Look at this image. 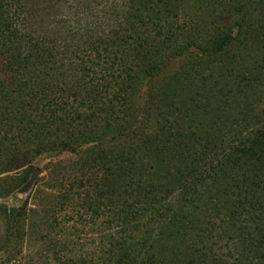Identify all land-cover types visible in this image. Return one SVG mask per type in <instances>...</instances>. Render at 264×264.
<instances>
[{
  "label": "trees",
  "instance_id": "1",
  "mask_svg": "<svg viewBox=\"0 0 264 264\" xmlns=\"http://www.w3.org/2000/svg\"><path fill=\"white\" fill-rule=\"evenodd\" d=\"M172 1L0 0V170L12 173L0 175V194L28 182L30 156L75 155L48 169L44 189L49 200L38 205L42 214L29 206V198L17 206L0 203V264H16L15 248L27 240L29 226L37 225L32 214L49 228L41 240L46 246L33 252L45 255L43 264H227L222 248L236 264H264V126L252 143H239L217 161L202 159L199 143H146L157 132L171 136L163 125L127 133L144 143H124L126 134L116 139L121 142L101 146L78 142H89L100 131L114 141L125 130L133 120L137 81L148 86L147 95L138 96L152 110L146 121L163 114L164 90L155 88L154 78L161 80L165 73L163 49L175 36L168 23ZM79 3L86 11L82 7L76 17ZM224 35L216 50L222 51L230 38ZM256 113L264 114V102ZM76 120L82 130L75 135ZM182 150L188 153L181 156ZM251 156L249 198V184L234 192L236 180H228L226 171ZM181 160L185 170L194 171L193 178L187 172L184 180L181 167L174 180ZM73 192L80 201H73ZM63 209L82 225H96L107 211L108 227L84 251L59 228L52 233ZM243 212L251 225L234 229L239 235L230 249L228 232L239 226ZM221 234H227L223 246ZM28 254L23 262L36 264Z\"/></svg>",
  "mask_w": 264,
  "mask_h": 264
},
{
  "label": "rangeland",
  "instance_id": "2",
  "mask_svg": "<svg viewBox=\"0 0 264 264\" xmlns=\"http://www.w3.org/2000/svg\"><path fill=\"white\" fill-rule=\"evenodd\" d=\"M82 7L80 3L76 6V17H80ZM171 8H174V15L168 17L170 18L168 23L173 26L171 31L175 32V36L163 49L166 71L161 80L154 78L155 88L164 90L163 114L155 118L150 116L149 119L152 120L146 121L145 116L152 113V110L145 107L143 100H139L138 96L144 98L148 93V86L145 87L137 81L133 92L134 103L133 101L131 103L132 112H130L133 120L124 125L125 130L115 135L114 141H111L112 135L101 136L100 131L94 134L93 140L84 142L85 140L81 138L78 140L79 143L101 146L102 143L121 142L116 139L119 135L123 139L125 134L124 143H144L141 138L127 133H132L133 128L137 127L151 132L155 126L163 125L168 128L172 140L168 134L157 132L158 136L153 135L146 143H199L197 149L201 148L203 152L201 158L207 160L212 158L217 161L239 143L245 145L252 143V135L264 126V114L256 113L264 102V0H173ZM83 11H86L84 7ZM79 22L85 24L83 18ZM153 33L150 32L152 35ZM223 34L230 35V38H227L222 51L216 50L223 42ZM79 121L74 122L75 128L72 134L76 135L78 130H82L78 125ZM40 140L41 138L33 140L32 143H38ZM214 148L215 151L212 152ZM187 153V150H182L181 156ZM172 156L173 164L176 155L172 154ZM69 158H75V155L69 151L30 156L28 158L32 167L30 179L13 192L1 193L0 203L17 206L29 198V206L38 214H42V209L38 205L42 206L49 200L48 191L44 189L47 171L54 163ZM184 163L185 160H181L179 173L174 180L179 177L181 167L184 180H187L184 175L187 172L190 173L188 179L194 177V171L191 173L185 170ZM193 166L192 164V168ZM2 174L12 173H2L0 170V175ZM244 174L249 181L244 182L242 176ZM226 178L231 179V182L236 180L234 188L236 193L243 191L246 183L249 184L250 198L252 156L244 164H240V168L226 171ZM153 181L156 183L157 180ZM170 183L175 184L172 180ZM217 189L216 184L208 193L212 196ZM30 194L31 196L34 194L33 198ZM72 197L73 201L76 199L80 201L76 192H73ZM79 209L82 211L85 208ZM205 209H207L205 206L202 207L203 211ZM106 212L99 216L96 225L90 221L82 225L70 209L60 210L58 212L60 226L54 228L52 233L59 228V232L78 242L86 251L96 244L101 231L108 227L104 226ZM38 214H32L37 225L29 226L27 240L15 248L19 251L16 264H25L24 256H27L28 252L27 258L33 257L36 264H43L45 261V255L33 256V252L38 251L40 246H46V242L43 241L42 244L41 240L43 233L49 229ZM245 217L247 220L244 221ZM248 217L243 212L239 226L237 224L232 226V231L228 232L230 235L228 240L227 234L224 236L221 234L220 246L225 245L227 240L228 247L233 248L232 239L236 241L239 235V231L235 233L234 229L242 228L245 223L251 225ZM225 253L222 248L221 257L225 262L236 264L232 254L229 256V253L227 255Z\"/></svg>",
  "mask_w": 264,
  "mask_h": 264
}]
</instances>
